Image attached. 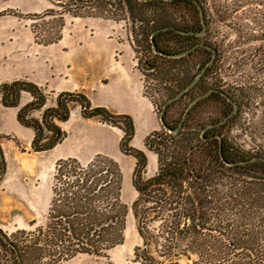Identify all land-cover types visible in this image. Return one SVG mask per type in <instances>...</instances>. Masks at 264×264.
<instances>
[{"label":"trees","instance_id":"16d2710c","mask_svg":"<svg viewBox=\"0 0 264 264\" xmlns=\"http://www.w3.org/2000/svg\"><path fill=\"white\" fill-rule=\"evenodd\" d=\"M112 1L127 13L122 19L130 21L136 44L134 52L137 54L140 48L146 54V58L137 57L139 70L143 73L140 66L144 65L151 71L169 99L181 92L211 60L212 53L206 46L216 50V59L194 88L167 106L160 130L146 139V148L157 157L156 172L146 181H141L145 155L129 147L133 128L126 115H112L104 108L91 107L78 92H59L55 105L44 108L41 118L34 119L31 113L46 104L42 88L27 81L0 84V105L4 107H17L23 92L31 97L29 103L18 109L17 122L33 130L32 152L49 151L66 138L60 124L69 120L70 106L75 102L82 117H94L121 129L119 149L135 159L132 174L135 198L129 210L121 198L122 171L109 156H94L86 164L75 158L56 161L47 221L37 230L39 235L22 241L20 249L4 239L15 252L16 261L25 264L34 249L36 259L46 260L48 264H59L79 255L107 262L109 253L125 239L130 211L139 237L132 257L141 264H178L180 259L190 264H264V155H247L222 133V128L236 119L239 110L226 122H220L234 110L233 103L239 108L241 104L236 95L208 81L219 61L220 50L211 43L199 42L209 28L202 3L199 0H105L106 5L112 6ZM196 3L203 9L205 34L199 37L179 34L177 29L198 32L202 28ZM99 5L98 14L80 13L77 10L81 7L67 11L73 17L97 15L118 20V15L102 10L106 5ZM179 5L190 12V21L175 15L173 11ZM85 6L88 10L93 8L87 2ZM166 27L169 29L153 37L158 51L155 53L151 35ZM34 37L36 42L50 45L61 35L59 32L55 38L44 40L35 34ZM194 45L200 46L181 58L169 57ZM209 90L211 94L181 114L177 121L167 120L173 104L190 98V105ZM215 104L222 108L219 118L208 111ZM180 123L177 132H170ZM1 153L0 146V172L5 167ZM0 234L3 236L1 230Z\"/></svg>","mask_w":264,"mask_h":264},{"label":"rangeland","instance_id":"374dc122","mask_svg":"<svg viewBox=\"0 0 264 264\" xmlns=\"http://www.w3.org/2000/svg\"><path fill=\"white\" fill-rule=\"evenodd\" d=\"M49 1L47 13L43 14L45 10L37 16H26L32 32L34 31L40 40L55 38L60 32L61 37L55 43L60 41L61 45L50 48L49 53L52 60L61 66L56 67L57 72L66 66V59L74 65L71 72L66 66L65 73L71 76V82L66 83L64 87L77 84L80 90L76 92L84 95L91 107L104 108L112 115H126L131 119L133 138L129 142V147L145 155V171L141 175V181H146L156 172L157 157L146 148L145 141L154 131L160 130L162 124L159 115L169 98L160 87L159 81L153 78L151 71L142 65L140 68L143 74L138 68L137 57L143 59L146 58V54L140 48L137 54L134 52L136 44L133 43L130 21L122 19L127 15L125 9L115 6L117 4L115 1L111 2L112 6L106 5L105 0ZM199 1L206 10L209 20L208 34L204 38L201 37L199 42L211 43L220 50L219 61L208 81L212 84L216 82L227 93L236 95L241 104L236 119L223 127L222 133L234 147L248 153L247 155H264V0ZM86 2L90 6L92 4L91 10L86 8ZM99 4L107 6L102 9L106 10L105 13L118 15V20L100 18L97 15L73 17L67 11L75 10L70 8L81 7L82 9L77 10L80 13L98 14ZM173 12L187 21L192 19L190 12L180 5ZM133 62L141 73L142 93L149 101L153 100L152 105L156 114L150 109V104L142 99L141 94L136 95L134 92L138 72H134ZM44 95L46 104L32 112L31 118L40 119L44 108L55 105L57 94L44 92ZM21 96L30 95L23 92ZM190 101V98H186L178 104H173L167 112V120L171 123L177 121L187 110ZM221 110V106L215 104L208 111L213 117L219 118ZM97 123L110 126L94 117H82L78 103H72L69 120L65 122L63 128L66 138L58 151L61 155L67 156L63 159L75 158L78 162L79 158L86 156L92 158L97 155H106L113 159L122 171L121 198L129 210L135 198V189L132 185L135 159L119 149L122 136L118 140L116 131L107 127L103 129L101 126L97 127ZM0 141L7 143L8 139L0 137ZM1 151L4 166L9 164L11 167L18 163L15 161L11 146L6 147V151L1 147ZM40 176L43 187L45 172L41 171ZM36 179L38 186L39 177ZM1 186L2 177H0V225L3 229L0 230L3 236L0 234V264H18L15 252L4 239L20 249L22 241L36 238L39 235L37 230L47 221L50 203L47 205L44 203L43 188L27 192V202L23 199L21 204L18 203V198L8 192L3 193L4 188ZM135 223L136 220L128 211L125 239L109 253L107 262L104 259L95 260L86 255H79L73 258L74 260L59 264L108 262L141 264L132 257L133 249L139 242ZM30 252L34 253L29 255L25 264H48L46 260L36 259L34 249ZM178 264L190 262L180 259Z\"/></svg>","mask_w":264,"mask_h":264},{"label":"crops","instance_id":"0c3cea01","mask_svg":"<svg viewBox=\"0 0 264 264\" xmlns=\"http://www.w3.org/2000/svg\"><path fill=\"white\" fill-rule=\"evenodd\" d=\"M49 7V0H0V84L11 81H27L42 88L45 94L80 90L77 84L64 87L66 83L71 82V76L65 73L66 66L69 72L74 68L69 59H66L64 68L58 72L56 71V67L60 65L57 64V61L52 60L49 50L55 46H60L61 42L50 45L36 42L28 18H26L29 15L37 16ZM133 66L135 67V69L133 68L134 72H138L134 92L136 95L141 94L142 99L150 104V109L155 113L152 103L142 93L141 73L134 62ZM30 101V96H21L19 105L15 108L0 105V137L8 139L7 143L0 141V146L4 151H6V147L11 146L15 161L18 162L11 167L7 164L0 172L3 181L1 187L4 188L3 193L8 192L18 198L17 201L21 204L23 199L27 202V192L43 188L44 203L47 205L51 199L50 189L52 188L54 165L56 161L67 156L61 155L58 151L62 142L49 151L32 152L31 141L34 138V132L31 128L17 122L18 109ZM64 124L65 122L60 124L62 130ZM96 126H101L102 129L107 127L116 131L118 140L122 136V131L119 128L100 123H97ZM119 130L121 133H119ZM79 159L80 163L86 164L90 161L91 156ZM41 171L45 172L43 187L40 176ZM36 177H39L38 186H36ZM0 229H3L2 225H0Z\"/></svg>","mask_w":264,"mask_h":264},{"label":"water","instance_id":"95a60500","mask_svg":"<svg viewBox=\"0 0 264 264\" xmlns=\"http://www.w3.org/2000/svg\"><path fill=\"white\" fill-rule=\"evenodd\" d=\"M197 4V3H196ZM197 6H198V9H199V14H200V19H201V24H202V28L198 31V32H195L194 30H190V31H181V30H179V29H177V32H179V34H184V35H187V34H195V36H197V37H199V36H202V35H204L205 34V32H206V28H207V25H206V23H205V20H204V15H203V9H202V7L199 5V4H197ZM169 29V27H166V28H159V29H157V30H155L153 33H152V35H151V44H152V50H153V52H155V53H157L158 51H157V49H156V46H155V44H154V40H153V37L155 36V34L157 33V32H159V31H166V30H168ZM198 46H200V45H194L193 47H191V48H189V49H187V50H185V51H183V52H181V53H176V54H172V55H169V57H172V58H181V57H183V56H185L186 54H188L191 50H193L194 48H196V47H198ZM210 51H211V53H212V58H211V60L210 61H208V63L202 68V70L200 71V73L198 74V76L197 77H195V78H193L192 80H191V82L181 91V92H179V93H176L172 98H170L165 104H164V106H163V109L161 110V113H160V115H159V120H160V123L161 124H163V114H164V111H165V109L167 108V106L169 105V104H171L174 100H178L182 95H183V93H186L188 90H190L192 87L194 88V86L197 84V82L199 81V79H200V77H202L203 76V74H204V72H205V70H206V68L208 67V66H210V65H212L213 64V62L215 61V59H216V50L215 49H213V48H211L210 46H206ZM212 93V91H207L206 93H204V94H201L200 96H198L194 101H192V103L188 106V108H187V110H185V113L188 111V110H190V108L192 107V106H194L200 99H202V98H204V97H206L208 94H211ZM234 104V110L233 111H231L230 112V114L226 117V118H224L220 123H223L224 121L226 122L232 115H234L237 111H238V109H239V106H238V104L237 103H233ZM183 119H184V117H183ZM180 126H182V123H180V125L177 127V128H174V129H172V130H170V132H177L178 131V129L180 128Z\"/></svg>","mask_w":264,"mask_h":264}]
</instances>
